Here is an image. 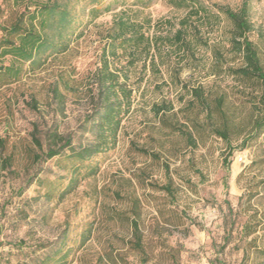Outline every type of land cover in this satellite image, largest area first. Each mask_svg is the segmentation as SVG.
<instances>
[{"label":"rangeland","instance_id":"374dc122","mask_svg":"<svg viewBox=\"0 0 264 264\" xmlns=\"http://www.w3.org/2000/svg\"><path fill=\"white\" fill-rule=\"evenodd\" d=\"M199 3L206 12L177 8L172 0H104L108 10L93 18L92 4L72 0L69 50L25 63L20 80L0 89V264L31 263L44 253L41 245L64 233L73 249L68 264H264V136L243 142L250 104L238 98L235 79L215 71L213 52H222L226 65L241 64L228 50L233 26L222 9L238 11L247 3L251 38L264 62V0ZM23 9L0 0V19H15ZM122 20L142 27L159 46L127 69L136 85L116 146L97 159L95 176L60 198L67 174L55 165L57 158L32 162L33 123L42 132L77 130L91 108L93 74L107 37ZM178 30L189 51L168 42ZM2 62L10 64L11 57ZM59 77L66 82L55 99L51 87ZM195 87L228 93L226 106L239 125L230 141L212 133L199 108L187 107ZM163 105L173 110L157 114ZM193 121L200 124L196 146L170 126ZM40 179L48 186L41 187Z\"/></svg>","mask_w":264,"mask_h":264},{"label":"trees","instance_id":"16d2710c","mask_svg":"<svg viewBox=\"0 0 264 264\" xmlns=\"http://www.w3.org/2000/svg\"><path fill=\"white\" fill-rule=\"evenodd\" d=\"M68 0L66 4L58 1L42 0H3L6 7H23L22 11H15V19H0V58L11 57L10 64L0 63V89L18 80L23 75L25 63L45 62L49 56H56L69 50L71 43L72 24L75 15ZM91 5L90 13L93 18L98 17L108 7H103L104 0H76ZM177 8L196 7L195 14L206 9L199 0H172ZM232 22L228 50L236 53L241 59L239 66L226 65L224 54L218 49L213 50L216 56V72L226 71L238 82L237 96L250 104V121L248 127L242 128L240 134L249 129L247 140L259 139L264 136V62L257 44L252 40L254 24L249 16L247 3L238 11L222 9ZM118 29L109 33L100 58V66L93 74L95 88L91 92V108L89 113L78 125L75 132L61 133L58 129H47L42 132L38 123H33L31 131L34 149L31 152L32 162L56 159L55 165L66 172L67 183L58 189V196L64 198L77 189L86 178L95 176L100 164L98 158L107 154L116 146L123 122L132 110L134 86L129 83L128 70L139 61L140 54L151 55L152 49L159 46L135 24L125 21L116 23ZM174 44V48L190 50V42L182 30H178L174 40L167 39ZM208 44V43H206ZM159 49V48H158ZM46 53V58L42 55ZM128 54L125 65L121 60ZM66 82L59 77L58 82L51 87L53 98L60 99L59 83ZM138 83V82H137ZM206 90L195 87L190 90L191 100L187 107L199 108L205 113L206 121L212 133L226 142L230 141L239 125L231 116L227 107L228 93L221 87ZM35 102V101H34ZM33 108L36 106L32 105ZM172 105L158 107L157 114L170 112ZM217 118L219 121H217ZM191 121V120H189ZM173 130L181 132L190 145L196 146L194 135L199 132L200 124L193 121L192 125H170ZM42 132V134H41ZM239 134V136H240ZM0 139V144H4ZM40 151V152H38ZM64 177H61V180ZM41 187L48 186L45 179L39 180ZM52 186V185H51ZM165 189L169 187H164ZM54 187L49 188L46 194ZM136 244L141 247L140 229L137 221H133ZM67 233L56 241L40 246L45 250L41 256L34 258L31 263L24 264H68V257L72 247L68 246ZM264 254V250H263Z\"/></svg>","mask_w":264,"mask_h":264}]
</instances>
